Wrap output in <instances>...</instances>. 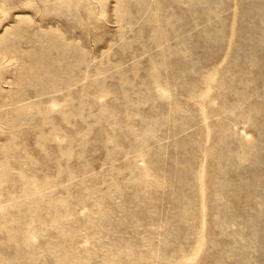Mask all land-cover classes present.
I'll list each match as a JSON object with an SVG mask.
<instances>
[{"label":"rangeland","instance_id":"374dc122","mask_svg":"<svg viewBox=\"0 0 264 264\" xmlns=\"http://www.w3.org/2000/svg\"><path fill=\"white\" fill-rule=\"evenodd\" d=\"M0 264H264V0H0Z\"/></svg>","mask_w":264,"mask_h":264}]
</instances>
